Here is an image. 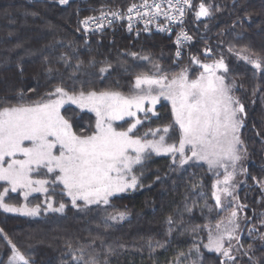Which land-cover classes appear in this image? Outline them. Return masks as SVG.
<instances>
[{
  "label": "snow or ice",
  "instance_id": "obj_1",
  "mask_svg": "<svg viewBox=\"0 0 264 264\" xmlns=\"http://www.w3.org/2000/svg\"><path fill=\"white\" fill-rule=\"evenodd\" d=\"M61 6L69 0H58ZM221 8L212 0H140L132 3L126 11L120 8L101 7L99 14L88 16L79 23L85 33H103L105 28L117 22L127 21V30L131 32L137 23L155 24L157 31L169 34L175 28L177 33L174 65L183 58V48L192 41L184 29L185 18L193 13L195 20L212 18ZM163 21L161 23L160 21ZM207 28V24L205 25ZM228 53L237 60L251 65L254 75L264 77V55L253 52L248 46L237 49L229 44ZM213 49L205 48L203 60L198 55L189 57V64L178 72H170L159 64L152 63L150 56L127 53L134 61L152 64L150 72L134 74L129 81V91L124 93L118 88H86L87 81L79 79L81 64L78 62L68 79L71 87L64 81L35 101H26L21 93L16 103L7 99L0 101V211L21 216L37 217L44 213H64L66 202L78 211L97 210L106 213L101 218L105 228L109 222H121L127 218V211L119 210L112 204L118 194L141 186V176L137 170L153 154L171 157L173 170H186L194 165L207 166L214 177L211 184L210 200L202 184H194V194L203 200L202 208L210 214L209 222L195 225L190 229H178L183 220H174L169 216L165 220L167 237L174 231H190L193 236L207 233V242L193 239L188 251H178L169 264H203V249L215 253L219 264H264V260L254 258L251 244L245 249L241 240L242 222L250 224L249 237H258L264 245V212L257 218L248 217L247 205L241 203L237 181L239 174L247 175V169L240 162L246 155L241 139L244 126L245 107L234 95L235 82L228 81L229 67L223 51L219 58L213 59ZM210 60L211 62H205ZM59 63L65 68L71 67L69 60L62 54ZM98 71L88 72V76L97 77L101 82L108 78L111 63L102 61ZM89 67L95 68L96 62L89 61ZM49 73L53 69H47ZM129 72L128 67H124ZM119 82L117 81V84ZM79 84V88L76 85ZM259 89H256L258 91ZM161 100L170 105L171 120L168 124L155 129L149 128L138 135L143 120L149 119V113L156 116V106ZM65 105H74L80 112L92 113L94 124L75 131L73 116L66 115ZM72 109L73 115H76ZM123 122L127 127H123ZM159 179V178H158ZM264 191V179L252 178ZM10 194H16L22 202H9ZM33 194H40L43 200L31 204ZM59 198V202H57ZM109 208L113 210L108 211ZM185 209L188 208L187 203ZM221 216L215 224L211 223V213ZM257 219L256 224H251ZM99 239L103 253L96 250ZM0 243L9 249L7 264H34L30 254L21 250L17 244L0 229ZM164 243L148 237L145 245L148 249L163 248ZM67 256L70 259L63 264H110L109 257L116 247L105 244L103 236H97L88 244L73 247L68 244ZM250 253H252L250 255ZM103 254V261L100 256ZM248 257L244 261L242 257ZM3 264V261H0Z\"/></svg>",
  "mask_w": 264,
  "mask_h": 264
},
{
  "label": "trees",
  "instance_id": "obj_2",
  "mask_svg": "<svg viewBox=\"0 0 264 264\" xmlns=\"http://www.w3.org/2000/svg\"><path fill=\"white\" fill-rule=\"evenodd\" d=\"M131 1L70 0L68 5L61 6L54 0H0V101L7 99L14 104L21 93L26 101H35L61 80L65 86L71 87L68 77L78 62L81 67L77 76L87 81L86 88L112 87L128 93L129 81L134 74L150 72L152 64L134 61L127 53L150 56L152 63L170 72L188 65L192 55L203 60L205 48L212 47L215 57L229 44L237 49L248 46L253 52L264 55V0H212L221 8L220 12H214L212 18L196 21L193 13L188 14L186 24L194 41L178 65L173 63L174 47L166 35L154 33L134 37L121 29L104 34H85L79 30L81 16L96 12L102 6H126ZM199 2L194 0L195 4ZM62 54L71 67L65 68L58 62ZM90 60L96 62L95 68L89 67ZM102 61L112 65L110 75L103 82L87 75L98 71L103 66ZM227 64L229 73L238 82L239 93L248 111L246 145L251 153L247 163V185L241 187L238 195L240 201L247 205L249 217H253L259 203L256 200L259 189L252 178L264 175V77L254 75L251 65L235 56L230 55ZM49 67L53 69L52 73L47 71ZM124 67H128L129 72H125ZM79 86L76 85L77 88ZM65 109L66 115L73 116L75 131L87 127L90 121L94 124L92 113L80 112L73 105H66ZM156 113V116L148 114L150 120L142 114L143 125L138 135L170 122L168 102L161 100ZM125 125L123 123V127ZM170 165L171 157L167 155L153 154L145 160L143 167L137 170L138 175L142 173L141 186L112 199L115 208L126 209L127 218L121 222H109L107 228L101 222L105 212L95 206L91 211H78L65 198L64 213L41 212L37 217H27L0 211V229L21 250L30 254L34 264H63L70 259L66 255L69 243L75 248L90 243L97 236H103L106 245H124L123 248L116 247L115 253L109 257L110 264H169L178 251H188L196 238L190 231L181 230L167 237L166 218L182 219L183 224L176 226L178 229H190L209 219L208 209L201 207L204 201L194 194V184L203 185L195 191H205L209 203L213 204L210 200L211 176L206 165H194L186 167V170H173ZM10 196L9 202H22L16 194ZM30 200L34 205L43 200V196L33 194ZM186 203L190 212L185 209ZM112 210L108 209L109 212ZM211 218L216 220L214 212ZM148 237L167 243L163 248L150 250L144 246ZM243 247L246 249L244 244ZM95 248L103 253L99 239ZM261 249L262 255L257 258L264 260V248ZM201 251L203 264H219L216 255L206 252L202 246ZM9 254V249L0 243V261L3 264H7ZM100 259L103 261V254Z\"/></svg>",
  "mask_w": 264,
  "mask_h": 264
},
{
  "label": "rangeland",
  "instance_id": "obj_3",
  "mask_svg": "<svg viewBox=\"0 0 264 264\" xmlns=\"http://www.w3.org/2000/svg\"><path fill=\"white\" fill-rule=\"evenodd\" d=\"M224 53H225V56H226V63H227V60H228V58H230V55L231 56H233V55L230 54V53H228V47L225 48ZM216 58H219V56H216L215 57V55H213V59H216ZM205 62H211V61L208 60V61H205ZM178 71H176V72H178ZM228 81L230 83L233 82V81L235 82L236 87H235L234 95L237 98H239V100L241 101V103L244 105V103L242 101V98H241V95L239 93V85H238V82L236 81V79L229 72H228ZM244 107H245V105H244ZM149 114H151V113H149ZM247 114H248V111H246V108H245V113L243 114V123H244V126L241 129V139L244 142V148H246V155L242 153V155H244V159H242L241 162H240V165H241L242 168H246L247 167V163H248L249 156H250V153H251V151L249 149L250 147L248 148L247 145H246V133L248 131V128H247ZM141 116H142V114H140V118H141ZM117 123L123 125V122H117ZM125 126L127 127V125H125ZM210 176H211V184H212L213 181H214V177L211 174H210ZM260 179H264V175ZM237 181L238 182L239 181H246V183H240L239 184V188H241L243 185H247V176H245L244 174H239L237 176ZM256 187H258V186L256 185ZM258 189H259V194L256 196V200L259 203L257 204V207H256L255 212H254L255 213V216L257 218H259L260 215H261V213L264 212V191H261V189L259 187H258ZM210 192H211V188H210ZM213 204H214V201H213ZM244 214H246L249 217V214L247 213V209H245V213H243L242 215H244ZM224 215H227V213H221L219 216L216 215V220L220 219L221 216H224ZM216 220L213 221L212 218H211V223L214 225L215 222H216ZM208 222H209V219L207 221H205L203 224L208 223ZM251 224H256L257 227L259 228V224H258L257 219H252ZM242 226H243V222H242ZM250 226H251L250 224H247V226L244 229V232H243L242 237H241L242 244H244V246L246 247V249L248 248L249 244H251L253 246V249H254V257L255 258H257V257L259 258L260 255H262V252L260 251V249L261 248L263 249L264 248V245H262V242H261V240L258 237H256V236L249 237V235H248V227H250ZM260 231H264V229H260ZM195 238H196V240L203 241V243H206L207 242V233H206V231L203 232V233L196 234L195 235ZM204 250L206 252H208L206 249H204ZM209 253H212V252H209ZM212 254L216 255L215 253H212ZM251 254L252 253H250V255ZM242 259L244 261H247L244 257H242Z\"/></svg>",
  "mask_w": 264,
  "mask_h": 264
},
{
  "label": "built area",
  "instance_id": "obj_4",
  "mask_svg": "<svg viewBox=\"0 0 264 264\" xmlns=\"http://www.w3.org/2000/svg\"><path fill=\"white\" fill-rule=\"evenodd\" d=\"M35 1H44V0H35ZM56 3H58V0H54ZM70 2V0H69ZM140 0H132L131 2H129V4H127L126 6H112V5H106V6H103L105 7L106 9H116V8H120L121 10L123 11H126V9L128 8V6L132 3H139ZM59 4V3H58ZM100 10V9H99ZM99 10H97L96 12H93V13H90V14H86L84 16H81L78 20V28L81 32L85 33L83 31V28L82 26L80 25V21L83 20L85 17H88V16H96L99 14ZM161 23H163V21L161 20L160 21ZM116 29H121L131 35H133L134 37H138L139 35L141 34H163V35H166L167 37H170L171 38V41L173 43V47H174V53L176 52V45L174 43V41L176 40V36H177V33L180 31V29L177 27L175 28L171 34L167 33V32H159L157 31V27L155 24L153 25H149V30L148 31H144V25L142 23H137L134 25L133 27V30L131 32H129L127 30V21H122V22H117L115 23L112 27L110 28H105V30L103 31V33H95V34H104V33H107L108 31H112V30H116ZM184 29L187 31L188 35L192 36V41L189 42L188 44H186L183 48V56L188 52V48H189V45L194 41V36L193 34L189 31L188 27H187V24H186V18H185V24H184ZM85 34H90V33H85ZM94 34V33H92Z\"/></svg>",
  "mask_w": 264,
  "mask_h": 264
},
{
  "label": "water",
  "instance_id": "obj_5",
  "mask_svg": "<svg viewBox=\"0 0 264 264\" xmlns=\"http://www.w3.org/2000/svg\"><path fill=\"white\" fill-rule=\"evenodd\" d=\"M246 169H247V167H246ZM240 189H241V188L238 189V192L240 191ZM250 217H251V216H250ZM246 226H247V224H243V226H242V231H241V233H240L241 237H242V234H243L244 229H245Z\"/></svg>",
  "mask_w": 264,
  "mask_h": 264
}]
</instances>
